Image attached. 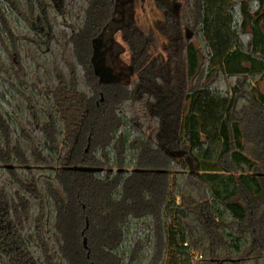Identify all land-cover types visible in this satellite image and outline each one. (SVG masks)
Masks as SVG:
<instances>
[{"label": "trees", "instance_id": "1", "mask_svg": "<svg viewBox=\"0 0 264 264\" xmlns=\"http://www.w3.org/2000/svg\"><path fill=\"white\" fill-rule=\"evenodd\" d=\"M102 1L0 0V264H264V0H186L154 58L128 33L97 106Z\"/></svg>", "mask_w": 264, "mask_h": 264}, {"label": "flooded vegetation", "instance_id": "2", "mask_svg": "<svg viewBox=\"0 0 264 264\" xmlns=\"http://www.w3.org/2000/svg\"><path fill=\"white\" fill-rule=\"evenodd\" d=\"M140 1L142 5L140 8L143 15H147L145 8L146 0ZM110 2L112 4V9L109 11V14L105 13L103 17L102 1L100 29L92 38L91 45L92 52L90 54L91 63L89 70H91L90 72L94 74V82L96 88L98 89L95 101L97 106H103V101L105 99L104 90L108 91L109 89L113 90L118 87H122L121 82L117 79L120 75L117 73L114 74V70L110 66L115 64V59H119V57L125 54L126 51L130 55L131 66L129 67V70L133 76H136L135 82L132 83L133 86H136L138 81L141 79L139 69L142 61L141 56L136 52L133 54L131 53L129 46L127 45L128 33H130L129 35H131V37L137 36L138 40L140 36L145 34V32L149 37V41L155 40L156 36L162 39H169L171 36L169 31L172 32L170 25L174 24L178 40L182 41L189 35L188 28L184 26L181 21V5L178 3V0H155V6L151 10L153 18H149L147 21H144L138 16L139 0H111ZM158 15H160L162 19H159V17H157ZM37 28L42 32L45 31V27H41V23H38ZM119 37L128 47V50L127 47L125 51L120 47V45H118ZM138 46H140V41L138 42ZM160 53H162V51H160ZM135 69H137V71H135ZM154 69L161 72L165 68L154 66ZM127 87L128 86H126V88ZM128 88L130 89L131 86ZM88 140V144H90V137Z\"/></svg>", "mask_w": 264, "mask_h": 264}, {"label": "rangeland", "instance_id": "3", "mask_svg": "<svg viewBox=\"0 0 264 264\" xmlns=\"http://www.w3.org/2000/svg\"><path fill=\"white\" fill-rule=\"evenodd\" d=\"M186 0H178V3L181 5V8H180V13H181V21L183 22V25L186 26L188 28V37L186 39L188 40H191L194 38V22H195V19H192L190 22H187V18H186ZM154 2L155 0H146L145 1V8H146V11H147V15H143V12L141 11V1L139 0V3H138V7H139V17L141 19H143L144 21L149 18H153V15H152V12L151 10L154 8ZM144 4V3H143ZM150 7V8H149ZM157 17H159V19L162 17L160 15H158ZM194 18H195V15H194ZM187 22V23H186ZM42 27V25H41ZM184 30V29H183ZM186 32V31H185ZM185 34V33H184ZM186 36V35H185ZM185 38V37H184ZM82 41L81 40V44H82ZM167 40L166 39H162V38H159L156 36L155 40L151 41V45L153 44V47L155 49L151 50L150 52H154L152 53V57H156L158 56V53H160V51H162V47L161 45L166 43ZM118 45H120L121 48H123V50L126 51V45L125 43L122 41V39L119 37L118 38ZM127 50H128V47H127ZM158 50V52H157ZM118 51V50H117ZM116 60V63L113 64L112 66H110L113 70H114V74H118L120 76L117 77L118 81L121 82V85L123 88L127 89L128 87H132L133 84L136 80V76H133L132 73L130 72L129 70V67L131 66L130 64V55L128 54V52L126 51L125 54H123L122 56L119 57V59H115ZM135 71H137V69H135ZM126 86H128L126 88ZM260 90L264 93V82L260 84ZM129 89V88H128ZM251 147V146H250ZM250 147H248V149L250 150ZM92 148V145L91 144H87L85 146V149L84 151L86 153H89L90 150ZM180 201V200H178ZM89 227V221L87 220L86 222V228ZM86 239V249L88 250L89 249V240L87 238V236L85 235V232L83 231L82 232V235H81V245L84 246V241ZM85 247V246H84ZM159 252L161 253L162 252V247L160 248ZM161 255H163V253H161Z\"/></svg>", "mask_w": 264, "mask_h": 264}, {"label": "water", "instance_id": "4", "mask_svg": "<svg viewBox=\"0 0 264 264\" xmlns=\"http://www.w3.org/2000/svg\"><path fill=\"white\" fill-rule=\"evenodd\" d=\"M84 246H85V248H86V239H85V241H84Z\"/></svg>", "mask_w": 264, "mask_h": 264}]
</instances>
